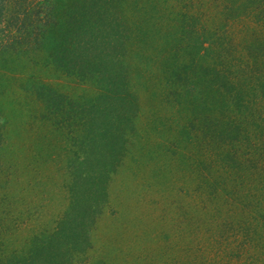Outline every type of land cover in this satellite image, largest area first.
Instances as JSON below:
<instances>
[{
    "label": "rangeland",
    "instance_id": "1",
    "mask_svg": "<svg viewBox=\"0 0 264 264\" xmlns=\"http://www.w3.org/2000/svg\"><path fill=\"white\" fill-rule=\"evenodd\" d=\"M55 2L0 0V264H264V0H125L81 58Z\"/></svg>",
    "mask_w": 264,
    "mask_h": 264
},
{
    "label": "trees",
    "instance_id": "2",
    "mask_svg": "<svg viewBox=\"0 0 264 264\" xmlns=\"http://www.w3.org/2000/svg\"><path fill=\"white\" fill-rule=\"evenodd\" d=\"M53 1L54 2L56 1L55 3L58 2V0H53ZM64 1L67 2V6L69 5L68 7L70 10V14H71L67 21L72 23V26L70 29H67V26L69 25L68 22L63 23V25L65 26V28H64L65 34H67L69 32L76 34V36L74 37L75 38L74 39V41H75L74 51H73V49H71V42L72 41L66 40V42H68V50H70V52L73 55L77 56L78 58L86 57V55H88V53L91 56L92 49L93 50L100 49L101 47L99 45H103V42L104 41L106 42V39L111 37L110 32L109 31L107 32L105 27L106 26L108 27L110 25L109 23L113 22V19H112L113 16H117V14L120 12V10L122 8L121 6L125 3V0H119V1L118 0H107L106 3H104V2L100 3L99 0H63V2ZM115 2H119V6L116 8V10L114 9V3ZM105 9H107V11H105ZM108 9L110 11H113V9H114L116 14L109 12ZM262 13L264 14V12H262ZM58 17L59 16H57V18ZM60 19H59V21H60ZM63 20H64V18H63ZM65 21H66V19H65ZM262 22H264V18L262 19ZM85 24H87L89 26H94V28L97 32V33H91V37H92L91 41L89 40L90 36L88 34L89 33L88 30L86 31V29L84 28ZM83 31L86 33L87 38L82 37ZM105 35L107 38L104 37ZM96 37H98L99 40ZM93 40L95 41V43H93ZM83 43H85V44H83ZM81 44H83V45H81ZM86 47H88V48H86ZM82 51H83V53H82ZM100 52H101V50H99V52L95 51L93 54L94 58L91 59L94 62L95 57H98L97 67H100L101 65H103L102 64L103 60L101 62L102 56L99 55ZM92 61H91V64L93 65ZM83 63H85V62H83ZM80 64H81V62H76V65H78L79 68H81ZM87 65H89V64H87ZM183 66H184L183 67L184 72H186L185 70H188V69H194L193 64H189L187 66L183 65ZM97 69H99V68H97ZM101 71H104V68ZM95 75H96V77L99 75V70H97ZM187 76H188V74L185 73L186 78H188ZM193 76L196 78L195 73H193ZM260 85L262 88V93L264 94V89H263L264 88V80H262L260 82ZM211 90L218 93L219 97H221V99H222L221 100V102H222L221 106H223L224 101L226 100L224 98L225 93L223 92V90L221 88H219L217 83L214 86L211 85ZM102 96H103V92H102ZM108 97H109V95H106V98H108ZM99 98H102V97H99ZM95 103L96 102H94V104ZM221 106H219V108ZM221 110H222V112L218 111V114H220L222 117L225 116V119L223 120V118H222L221 124H223V127L218 131L220 134H223V136H221L220 138L223 139V141L225 142L226 139L231 140L229 138V129H230V125H231V123H230L231 117L224 114V112H225L224 107L221 108ZM242 137L246 140L245 148H247V150H250L251 149L250 147L257 149V144L253 140H250L249 135L244 133L242 135ZM228 153H229L228 151L225 152L226 159L227 160L229 159L232 162V159L230 157H228ZM246 159L249 161V160H252V157L247 158V156H246ZM248 179L250 182H252V180H253L251 175H249V174H248ZM260 186H264V182H261ZM69 202H68L69 203L68 209L66 208V210L61 215V218L58 221L57 225L55 226L53 232H59L60 228L63 227V223L65 222V217H63V215L66 211H70L69 205L72 204L74 208H75V206L78 205L80 208V204L79 203L77 204V202L73 203L72 199H70ZM87 207H89V208H87ZM87 207H86V211L89 210V211H87L88 213L92 212L93 209L94 210L96 209L95 205H93V204H90ZM80 212L81 213L83 212L82 208H81ZM257 215L262 216L261 214H259V212H257ZM77 246H78V244H76L75 242L65 244V246L63 245V249H62V247H58L56 245H52V246L46 245V246L40 247V249L38 248L36 252L32 251L31 248L27 249L26 247H24L25 254H23L22 256L26 257L29 254L43 253L45 251H41V250H44L46 248V250L48 251L47 254L49 255L48 264H66V262L69 260L68 259L69 252H71L72 250H78ZM48 248H50V249H48ZM17 253H18L17 251L13 252L10 256L15 257L14 255H16ZM69 258H70V256H69Z\"/></svg>",
    "mask_w": 264,
    "mask_h": 264
}]
</instances>
